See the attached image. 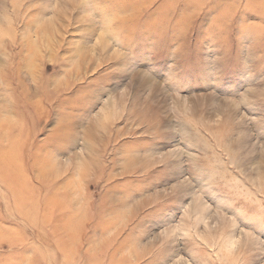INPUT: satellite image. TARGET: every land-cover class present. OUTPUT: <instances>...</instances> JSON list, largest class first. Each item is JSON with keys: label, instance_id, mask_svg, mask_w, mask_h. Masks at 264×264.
I'll use <instances>...</instances> for the list:
<instances>
[{"label": "rangeland", "instance_id": "rangeland-1", "mask_svg": "<svg viewBox=\"0 0 264 264\" xmlns=\"http://www.w3.org/2000/svg\"><path fill=\"white\" fill-rule=\"evenodd\" d=\"M0 264H264V0H0Z\"/></svg>", "mask_w": 264, "mask_h": 264}]
</instances>
